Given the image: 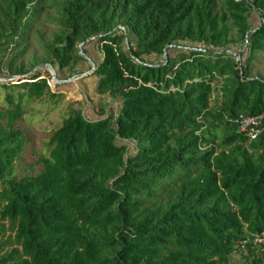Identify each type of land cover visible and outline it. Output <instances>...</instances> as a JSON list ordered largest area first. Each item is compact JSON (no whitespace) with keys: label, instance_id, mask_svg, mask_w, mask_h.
Masks as SVG:
<instances>
[{"label":"trees","instance_id":"trees-1","mask_svg":"<svg viewBox=\"0 0 264 264\" xmlns=\"http://www.w3.org/2000/svg\"><path fill=\"white\" fill-rule=\"evenodd\" d=\"M46 7L59 31L27 66L18 60ZM91 38L97 90L121 107L95 119L72 109L37 175L15 177L27 142L15 126L49 78L0 83V219L15 245L0 264H264L253 242L264 238V133L240 130L241 115L264 113V78L252 76L264 0H0L11 76L42 62L74 74L86 61L77 43Z\"/></svg>","mask_w":264,"mask_h":264},{"label":"rangeland","instance_id":"rangeland-1","mask_svg":"<svg viewBox=\"0 0 264 264\" xmlns=\"http://www.w3.org/2000/svg\"><path fill=\"white\" fill-rule=\"evenodd\" d=\"M55 14L54 8L46 7L36 22L34 31L30 34L27 50L21 55L19 62L22 61L28 66L35 59H44L40 41L42 38L47 41L52 40L59 31V26L51 19ZM260 22L259 14L253 12L251 25L258 26ZM77 47L78 49L82 47L87 52L83 54L86 61L80 62L77 66L78 72L74 74L68 70H58V68L54 71L48 62L40 64L45 65L38 69L41 71L40 77L49 78L51 93H45L41 98L24 102V114L15 126L23 131L27 139L23 153L16 160L15 177L17 180L23 176L37 175L43 170L41 160L49 155V141L52 133L61 126L72 109L83 110L87 117L95 119L105 114L117 113L121 107L122 99L120 97L100 94L97 90L99 78L94 75L95 68L92 62H98L102 57L98 42L95 39L85 43L78 42ZM180 47L176 45L170 51L175 53ZM241 50L240 43L231 48V51L237 54ZM7 53L11 54L12 50H8ZM164 57V55L150 56L148 60L157 63ZM53 72L56 73L57 79L62 81L61 83H56L53 80ZM83 73L87 74L81 76ZM252 76L264 78V53L258 54L252 67ZM73 77L75 78L72 79ZM23 78H28V76H11L6 68L0 70V79L2 80L0 83H17ZM5 90L0 86V105L4 104L8 93ZM23 91V89H18L15 93ZM13 236L8 221L0 219V254L15 247ZM233 259L239 260L240 257L234 255Z\"/></svg>","mask_w":264,"mask_h":264},{"label":"built area","instance_id":"built-area-1","mask_svg":"<svg viewBox=\"0 0 264 264\" xmlns=\"http://www.w3.org/2000/svg\"><path fill=\"white\" fill-rule=\"evenodd\" d=\"M240 130L248 135L249 140L258 138L264 133V113L259 115H241ZM253 242L264 244V238L255 237ZM240 244L242 248H245L246 241H242Z\"/></svg>","mask_w":264,"mask_h":264},{"label":"water","instance_id":"water-1","mask_svg":"<svg viewBox=\"0 0 264 264\" xmlns=\"http://www.w3.org/2000/svg\"><path fill=\"white\" fill-rule=\"evenodd\" d=\"M92 39H94V38H91V39H89V40H87V41H90V40H92ZM126 45H127V49H128V51L130 52V47H129V43H128V37H127V35H126ZM79 51H80V54H85V52H84V50L82 49V47H79ZM229 52L230 53H234L233 51H231V50H229ZM238 57H239V54H237V53H235ZM164 56L166 57L167 56V54H166V52L164 53ZM93 63V65H94V68H95V63L94 62H92ZM45 65H40V66H38L37 68H35V69H33L31 72H29L28 74H26V75H24V76H28V77H30L31 75H33V74H35L37 71H38V69H40V68H43ZM50 67H51V69L52 70H54V68L52 67V65L50 64L49 65ZM55 71V70H54ZM87 73H83V74H81V76L82 75H86ZM75 77H73L72 79H74ZM72 79H69V80H72ZM23 81L24 80H26V78H23L22 79ZM53 80L56 82V83H61L62 81L61 80H58L57 79V77H56V73L55 72H53ZM68 80V81H69ZM0 81H2L1 79H0Z\"/></svg>","mask_w":264,"mask_h":264}]
</instances>
